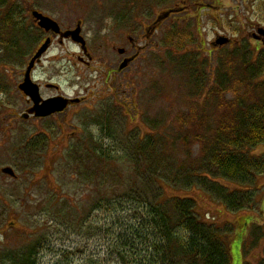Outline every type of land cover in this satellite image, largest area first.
Masks as SVG:
<instances>
[{"label":"rangeland","instance_id":"obj_1","mask_svg":"<svg viewBox=\"0 0 264 264\" xmlns=\"http://www.w3.org/2000/svg\"><path fill=\"white\" fill-rule=\"evenodd\" d=\"M62 1L49 0V6L59 10L58 4L65 5ZM115 1L88 0L91 7L101 10ZM135 1L131 0L134 4ZM142 1L146 23L168 9L174 8L176 11L171 13L173 16L161 20L162 27L153 38L155 46H149L139 63L142 73L127 74L126 80H130L118 86L115 100L102 85L99 90L107 92L105 98L100 96L101 91L96 92L100 96L99 100L87 94L97 87L92 76L80 80L78 87L69 85L73 75L65 74L70 66L65 57L43 71L44 80L53 78L72 95L86 97L84 106L77 109L76 116L70 115L69 123H62L60 130H51L52 123L45 122L44 126L49 128L50 135L45 137L41 133L30 144H27V140L32 130L28 125L19 124L12 133L7 131L3 135L11 111L20 109L18 107L22 103L10 90V70L0 73V131L2 137L9 136L8 145L0 147V264L21 263L31 253L35 264L139 262L140 257L135 255L137 250L145 253L146 249L132 244L124 248L125 242L118 238L119 232L130 222L123 208L129 205L138 208L142 204L138 197L151 201V196L159 192V186L151 185L150 175L145 176L149 170L139 165L144 160L137 161L136 146H141L143 150L146 149L145 153H149L148 147L155 144V152H160V136L176 129L179 116L187 114L192 103L197 100L203 102L209 87L203 96L196 98L198 91L195 89L194 74H202L201 71L210 68L215 71L216 65L220 74L225 68H221V58L225 59L241 45L249 46L251 51L259 48L258 54L264 51L263 43L255 40L257 31L264 29V0ZM202 6L204 10H200ZM105 27L98 30L96 25L85 31L92 52L101 57L112 52L102 42ZM183 32L189 35L185 43L180 39ZM174 34L178 35V40H172ZM151 35L152 32H149L148 37ZM218 36L230 38L233 45L224 47L222 51L221 48L216 50L213 42ZM169 40L172 43L166 46ZM180 44L182 49L179 48ZM73 49L70 46L60 49L55 45L49 55H67V50L76 51ZM22 50L26 54L30 48L21 45ZM12 65L16 66V72L21 71L19 62ZM61 70L63 74L58 76ZM125 92L128 96L138 93L136 99L139 111L133 110L131 116L118 105ZM156 128L158 131H151ZM159 128L167 132H159ZM61 131L62 138L59 136ZM151 133L155 134L151 136ZM107 150L112 159L103 157ZM178 153L183 154V151ZM252 154L263 155L264 147L253 150ZM5 167L15 170L19 180L6 178L2 174ZM151 176L159 179L157 175ZM144 178L148 179L149 184L141 189ZM261 178L255 187L260 190L258 197L262 199L260 213H255L256 210L231 213L200 190H184L183 187H175L161 180L160 183L166 198L195 201L196 214L203 223L227 227L226 231L231 234L238 229L232 244L233 264H243L244 253L246 261L261 264V251L255 250L250 255L251 249L255 248L252 246L255 231H264V177ZM99 204L107 206L109 210L99 209ZM240 224L244 225L239 229ZM250 224L252 231L247 234ZM231 234L228 239H234ZM261 244L264 246L263 242ZM263 246L256 247L263 252ZM119 248L126 255V261L118 255ZM131 248L136 251L132 253Z\"/></svg>","mask_w":264,"mask_h":264},{"label":"trees","instance_id":"obj_2","mask_svg":"<svg viewBox=\"0 0 264 264\" xmlns=\"http://www.w3.org/2000/svg\"><path fill=\"white\" fill-rule=\"evenodd\" d=\"M180 35L185 43L189 35ZM172 40H178V35H172ZM171 43L169 40L166 46ZM254 49L244 45L221 58L220 65L225 68L222 74H215L203 102L197 100L188 109L189 115L179 116L177 130L168 133L159 128V132H167L160 136V152H155V144L148 147L149 153L136 146L137 161L144 160L139 165L149 170L145 176L150 175L151 185L161 180L184 190H200L231 213L261 212L260 190L255 187L264 177V154L254 156L252 151L264 147V52L258 54L259 48ZM207 78L209 74H195L196 98L203 96L202 90L211 79ZM106 152L103 157L112 159L110 151ZM148 184L144 178L141 189ZM162 190L160 185L151 201L138 197L142 203L138 208H123L130 222L119 232V240L125 242L124 248L132 244L146 249L145 253L137 250L135 255L140 260L136 264H233L231 248L235 239H228V228L203 223L196 214L195 201L165 198ZM98 207L109 210L103 204ZM259 233L264 238V231ZM131 249L132 253L136 251ZM121 250L118 255L125 260ZM32 254L16 264H35Z\"/></svg>","mask_w":264,"mask_h":264},{"label":"flooded vegetation","instance_id":"obj_3","mask_svg":"<svg viewBox=\"0 0 264 264\" xmlns=\"http://www.w3.org/2000/svg\"><path fill=\"white\" fill-rule=\"evenodd\" d=\"M62 2L65 5L58 4L59 10H57L49 6V0H0V73L10 70L12 87L10 90L14 91L13 94L15 93L16 98L22 103L21 107H18L20 109L15 108L16 110L11 111L3 135H6L7 131L9 134L12 133L19 124L28 125L32 132L29 134L27 144L41 133L45 137L50 135L49 128L44 126L45 122L52 123L51 130H60L61 124H68L69 116H76L77 109L86 102L84 96L80 98V103H70L61 113L39 116L40 112H46L40 110L45 103L59 98L69 101L79 99L67 92L59 81H54L53 78L44 80L42 75L46 68L50 65L54 66L60 58L65 57L70 64L65 74L73 75V81L69 85L78 87L79 82L87 79V76H92L97 82V87L95 90L92 88L87 94H92L93 98L99 100L100 96L105 98L108 92L115 100L118 86L121 87L130 80H126L127 74L142 73L139 63L149 46H155L153 38L162 27L161 20L174 12V9L166 10L158 14L150 23H146L142 0H136L135 4L131 0L125 3L123 0H116L113 5L105 7V10L91 7L88 0ZM96 25L98 30L107 26L102 42L112 52L106 57L97 56L92 52L88 36L85 34V31L95 28ZM57 29L59 32H56ZM149 32H152L150 38ZM78 40L84 41L85 45ZM151 42L153 44H150ZM47 43L49 45L47 52L35 61L30 74L31 82L38 88L37 91L34 88L35 97H32L30 90L27 91L22 86L31 62ZM231 44L232 42L229 45ZM21 45L28 46L29 52L25 54L23 50L20 51ZM55 45L60 49L70 46L76 51L67 50L69 56L49 55ZM15 62L20 63L21 71L16 72V66L12 65ZM61 74H63L62 70L58 76ZM100 85L106 87L107 92L102 93L99 90ZM97 91H101L100 96H97ZM137 96L138 93L128 96L125 92L118 105L130 115L133 109H139ZM71 128L75 129V127ZM1 133L0 131V147H4L9 143V136L2 137ZM59 136L63 137V131ZM16 180L19 178L17 177Z\"/></svg>","mask_w":264,"mask_h":264},{"label":"water","instance_id":"obj_4","mask_svg":"<svg viewBox=\"0 0 264 264\" xmlns=\"http://www.w3.org/2000/svg\"><path fill=\"white\" fill-rule=\"evenodd\" d=\"M51 22V21H50ZM44 25V24H43ZM56 32H59V29L56 30ZM259 35L260 36H263L264 37V31L263 30H260L259 31ZM257 38V37H256ZM79 43L85 45V42L84 41H79ZM228 40L225 39V38H219L217 40V45L218 46H224L226 44H228ZM49 48V45L48 43L45 44L42 49L39 51L38 55L35 57V59L31 62L28 70H27V74H26V79L24 81V84H23V88L26 89L27 91L30 90L31 94H32V97H35V89L37 91V86H35L32 82H31V79H30V74H31V71L34 67V64H35V61L37 59H39L40 57H42L43 54H45L47 52ZM35 88V89H34ZM80 101L77 100V101H72V102H69L63 98H59V99H55L53 101H50L48 103H45L43 106L40 107V110L43 111L45 110L46 112H40L38 115L39 116H49L51 114H54V113H61L63 112L70 103H73V104H76V103H79ZM3 173L6 174V175H10V176H13L14 177V173L11 169H5L3 170Z\"/></svg>","mask_w":264,"mask_h":264}]
</instances>
